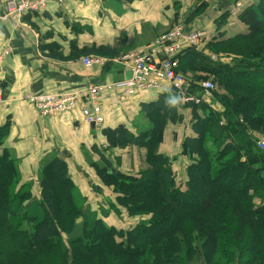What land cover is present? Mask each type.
Here are the masks:
<instances>
[{"label":"trees","instance_id":"16d2710c","mask_svg":"<svg viewBox=\"0 0 264 264\" xmlns=\"http://www.w3.org/2000/svg\"><path fill=\"white\" fill-rule=\"evenodd\" d=\"M239 17L247 32L212 38L204 48H187L178 58L181 71L198 69L224 90L212 105L189 107L199 136L185 138L184 152L198 159L187 165L184 188L176 185L172 158L154 150L162 132L160 122L179 118L178 104L169 103L170 91L140 103L150 127L132 130L124 123L103 127L106 146H91L102 163L99 170L105 171L101 175L110 178L116 201L129 213H151L156 218L140 220L127 229L108 225L89 209L69 176L66 161L58 156L42 162L40 197L29 202L31 183L20 184L18 160L3 146L10 123L0 126V264H186L191 254L213 264V256H227L225 247L242 255L237 263L227 259L221 264H264V173L257 180L249 164L258 161L264 170V150L256 147L254 152L249 146L250 133L264 131V0L244 8ZM122 53L120 47L100 45L84 47L75 55L63 56L58 50L46 55L67 60ZM221 56L228 61H221ZM217 104L220 109L214 108ZM128 146L145 150L147 169L124 174L105 154ZM225 175L238 185L226 191ZM252 179L256 182L251 183ZM256 184L261 191L251 192ZM153 185L154 193L150 192ZM190 198L198 199L197 211ZM256 199L259 204L254 203ZM155 203L160 204L158 210L149 209ZM199 243L202 249L209 248L207 254L199 253ZM183 245L190 253L181 254Z\"/></svg>","mask_w":264,"mask_h":264},{"label":"crops","instance_id":"0c3cea01","mask_svg":"<svg viewBox=\"0 0 264 264\" xmlns=\"http://www.w3.org/2000/svg\"><path fill=\"white\" fill-rule=\"evenodd\" d=\"M7 1L0 0V14ZM236 1H241L243 8L254 6L258 2L80 0L78 3L70 0L61 6L50 2L43 12L27 14L17 23L1 22L0 87L3 89L4 100L0 104V126L6 121L10 123L3 146L18 160L21 183H31V201L40 197L38 175L42 162L58 156L66 161L69 176L92 211L99 213L104 222L113 218L111 214L108 215V210L122 216L123 210L115 205L114 197L109 191L100 189L96 182L87 178L94 169L86 170V150L92 159L98 158L91 151V146H106V139L100 131L103 127L124 123L136 130L133 125L139 120L140 103L153 101L159 94L149 89L136 98H106L104 124L99 128L86 123L79 109L52 117L42 116L28 101V94L60 95L80 92L89 83L117 80L124 74L120 65H108L105 69L93 66L87 69L81 63V55L61 60L47 56L49 50H58L63 56H68L75 55L84 47L110 45L120 47L124 54L138 47L148 46L158 34L179 23L188 31L202 32L204 48L212 38H228L247 32L245 24L240 20V11L232 10ZM199 5L202 6L198 10ZM196 9L198 12H193ZM189 12L191 15L188 16ZM51 43L56 46L48 47ZM4 50H8V54H4ZM221 61H228V58L221 56ZM178 106V115L187 116L189 120L190 108ZM214 108L220 109V105L217 104ZM181 122L177 120L174 124L169 123L168 127ZM167 131L169 134L170 130ZM185 135L189 136V132ZM168 149L170 155L172 146H168ZM140 151L138 146H128L123 149H109L105 154L118 171L137 174L143 161V152ZM185 176L183 182L187 180V175ZM123 219L106 223L127 229L137 222Z\"/></svg>","mask_w":264,"mask_h":264},{"label":"built area","instance_id":"2783aa9c","mask_svg":"<svg viewBox=\"0 0 264 264\" xmlns=\"http://www.w3.org/2000/svg\"><path fill=\"white\" fill-rule=\"evenodd\" d=\"M68 1L70 0H8L0 14V23L7 21L17 23L27 14L43 12L50 2L61 6ZM243 7L241 1H236L232 10L241 12ZM202 36V32H191L183 24H176L148 46L138 47L119 56L112 58L82 56L81 63L87 69L93 66L103 68L108 65H120L122 73L130 70L131 76L126 79L122 74L123 76L117 80L89 83L80 92H66L60 95L28 94L27 99L42 116L52 117L79 109L82 119L98 128L104 124L105 100L111 96H119L121 99L136 98L150 89L158 93L170 91L173 97H179L177 104L180 106L201 104L211 97L215 89L214 82L212 79L200 80L197 84L189 82L185 73L179 69L178 58L187 48L201 49ZM4 51V54H8V50ZM208 55L211 59H216L214 53ZM3 98V89L0 87V104ZM257 147L264 150V140L258 141Z\"/></svg>","mask_w":264,"mask_h":264},{"label":"rangeland","instance_id":"374dc122","mask_svg":"<svg viewBox=\"0 0 264 264\" xmlns=\"http://www.w3.org/2000/svg\"><path fill=\"white\" fill-rule=\"evenodd\" d=\"M189 10H191V9H189ZM189 15H191V12H189L188 16ZM179 24H182V23H179ZM162 33H164V32H162ZM162 33L158 34L155 38H157ZM184 73H185L187 79L189 80V82H192L194 84L199 83L200 80L211 79L210 76L202 73L198 69H189L187 72H184ZM213 82H214V85H215V89L213 90V92L211 94V97L208 100H204L203 104H206V102L207 103L211 102V105H212V102L214 101L213 99H215L216 96H218L217 93L224 91L222 88H220L219 84L216 83L214 79H213ZM199 110H200V108H199ZM139 115H140L139 116V120H136V122L134 123L133 127L134 128L136 127V129L137 128H143V127H145V128L150 127L151 126L150 123L147 122V119L144 117V114L141 111L139 112ZM177 119H178V121H180V122L182 121V122L181 123H177L174 126L170 125V127H168L169 123L174 124L175 121L174 122L173 121H166L164 123L160 122L159 127L162 130V132H161V136L159 137L158 141L154 145V150L157 153L158 152L159 153H163L165 155H168L170 158H172V160H173L172 161V163H173V171L172 172L174 173L175 178H176V180H175L176 181V185L177 186H181L182 188H184L185 182H183V181H184V178L186 177L185 174H186L187 165L190 164L191 161H194V159L195 160L198 159L196 154L195 155H191V156L188 155V154H185L184 149L186 150V147L184 145V140H185L186 137H188V135L186 136L185 134L187 132H189V136H193V137L196 136V135L197 136H199V135L193 129L194 128L193 125H192L193 118H192V113L191 112H190V119L189 120L187 119V116L180 117V115H179V118L177 117ZM167 130H170L169 134H168ZM165 135H166V138H165ZM250 135L252 137V140L249 141V146L251 147V150L255 152V151H257V150H254L257 147V142L260 141V140H264V131L263 130L252 131L250 133ZM170 138H171V140L169 141ZM196 142H198V141H196ZM173 144L176 146V148H174L175 146H173ZM168 146H172V150L170 151V155H169ZM100 148H102V147H100ZM179 148H180V150H179ZM140 150H141L140 152H143V153H141L143 155V158H142L143 161H142V165L139 167V171H142L143 169H147L149 167V165L147 164L146 159H144L145 158V150L142 149V148H140ZM217 151H220V150H217ZM229 154L230 153H228L227 155H229ZM242 154H245V153L242 152ZM94 160L95 159H92L91 155L86 150V163L88 164V166L86 165L87 166L86 170H88L89 168L90 169L91 168L94 169V171H93L94 173L92 172L90 174L91 176H88L87 178L90 179V180H93L94 182H96V185H99L101 187L100 189L108 190L109 191L108 193L114 197L115 205H117L119 208H121L123 210V212H122L123 213L122 214L123 217L120 214L115 213L113 210L112 211L108 210L107 211V212H109L108 215L111 214V216L113 218H108L107 217L108 219L106 220V222H108V223H110V221L114 222V221H116L115 219L124 220L123 218L127 219L128 222H134V221L135 222L136 221L139 222L140 220L141 221H145V220H150V219H152L154 217L155 218L157 217V216H155L154 214H151V213H147V214H134V213L132 214V213H129L127 207L122 205L123 203H120V202L116 201L117 194L115 193L114 187L110 185V181H109L110 178L107 177V176L101 175L105 171L104 170H99V166H102L101 161H99V157L95 161ZM254 161H257V160H254ZM184 162H188V164L186 165V163H184ZM257 162L254 163V164H251L249 162V164L252 165L253 169H255V171H256V179L258 180V179L261 178L260 177V173L261 172L264 173V170L261 169L259 163H257ZM238 174H241V173L239 172ZM222 182H223L222 183L223 187L225 188L226 191L230 190L232 188L233 184L234 185H238V182L234 181L233 177H231L229 175H225L224 176V181H222ZM253 182H256V181L252 179L251 183H253ZM20 184H25V183H21V181H20ZM203 184H204L203 181L199 182V185L204 186ZM152 188H153V190H151L150 192L154 193L155 192L154 185L152 186ZM260 191H261V187L258 184H256V185H254L253 190L251 192H255L256 193V192H260ZM31 199L29 200V202L31 201ZM147 200H150V199H147ZM189 202L191 204H193L192 206H194L193 208L196 211H197V209H199L198 199L190 198ZM254 203L255 204H259L260 203V199H256V202H254ZM159 206H160V204H156L155 203V205H151V207L149 209L157 211ZM89 209H90V207H89ZM97 215L100 216L99 213H97ZM124 229H126V228H124ZM223 250H225L227 252V256L226 257H223L221 255H220L221 257H219L218 255L213 256V259H212L213 260V264H221L223 261H227V259H230V261H231V259L232 260L234 259L235 263H237V261L240 260V256L242 255L241 254L242 251H238V250L236 251L235 248L231 249V247H229V249H226V247H225V249H223ZM187 251H189L187 245L186 246L183 245V247H182V249L180 251L181 254H183L185 252H186V254L190 253V252H187ZM198 251L201 254H207L209 252V248L206 247V248L202 249V247L200 246V243H199ZM188 256H189V259H188V262L186 264H205V260H204V258L202 256H201V258H198V259H196V254H191V255H188ZM234 262H233V264H234ZM179 264H181V263L179 262Z\"/></svg>","mask_w":264,"mask_h":264},{"label":"clouds","instance_id":"9594fccd","mask_svg":"<svg viewBox=\"0 0 264 264\" xmlns=\"http://www.w3.org/2000/svg\"><path fill=\"white\" fill-rule=\"evenodd\" d=\"M178 102H179V97H171V98L169 99V103H170L171 105H176Z\"/></svg>","mask_w":264,"mask_h":264},{"label":"water","instance_id":"95a60500","mask_svg":"<svg viewBox=\"0 0 264 264\" xmlns=\"http://www.w3.org/2000/svg\"><path fill=\"white\" fill-rule=\"evenodd\" d=\"M123 75H124V78L129 79L131 76L130 70H126ZM91 125H92V127L94 126L93 124H91ZM261 177L263 178L264 175H262Z\"/></svg>","mask_w":264,"mask_h":264}]
</instances>
